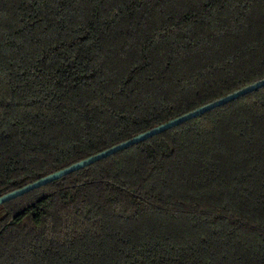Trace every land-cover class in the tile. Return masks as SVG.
Masks as SVG:
<instances>
[{"label": "trees", "instance_id": "16d2710c", "mask_svg": "<svg viewBox=\"0 0 264 264\" xmlns=\"http://www.w3.org/2000/svg\"><path fill=\"white\" fill-rule=\"evenodd\" d=\"M264 78V0H0V196ZM0 264H264V86L0 204Z\"/></svg>", "mask_w": 264, "mask_h": 264}, {"label": "water", "instance_id": "95a60500", "mask_svg": "<svg viewBox=\"0 0 264 264\" xmlns=\"http://www.w3.org/2000/svg\"><path fill=\"white\" fill-rule=\"evenodd\" d=\"M264 86V78L0 196V204Z\"/></svg>", "mask_w": 264, "mask_h": 264}]
</instances>
